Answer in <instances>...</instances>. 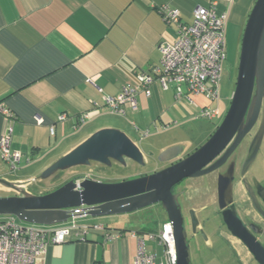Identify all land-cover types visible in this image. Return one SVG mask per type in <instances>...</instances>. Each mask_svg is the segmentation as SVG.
<instances>
[{
    "label": "crops",
    "instance_id": "crops-1",
    "mask_svg": "<svg viewBox=\"0 0 264 264\" xmlns=\"http://www.w3.org/2000/svg\"><path fill=\"white\" fill-rule=\"evenodd\" d=\"M254 1L0 0V105L12 114L8 119L0 114V135L10 128V149L21 153L14 172L0 160V177L30 183L103 128L123 131L140 149L144 165L157 161L149 173L168 163L158 160L164 150L181 146L180 155L190 151V143L176 139L171 128L184 118L183 101L199 111L209 105L203 96L176 99L172 87L154 82L149 94L137 93L136 109L123 116L110 112L103 97L135 87L140 70L160 66L158 42H174L176 34L158 6L178 9L181 21L190 23L196 6L216 2L217 10L227 14L226 33L228 24L244 26ZM84 113L88 118L83 122ZM60 115L65 119L58 120ZM166 124L170 127L163 129ZM114 217H77L76 224L87 226L86 232L50 244L43 264H132L138 236L148 252L161 246L147 238L148 232L155 233L151 225L131 227Z\"/></svg>",
    "mask_w": 264,
    "mask_h": 264
},
{
    "label": "water",
    "instance_id": "water-1",
    "mask_svg": "<svg viewBox=\"0 0 264 264\" xmlns=\"http://www.w3.org/2000/svg\"><path fill=\"white\" fill-rule=\"evenodd\" d=\"M254 127L257 130L241 162L240 176L253 164L264 135V0L254 1L243 26L229 107L208 139L192 153L160 170L132 179L102 182L77 177L44 194L27 191L24 185L29 182L0 177V185L14 192L0 196V215H12L24 224L56 226L66 224L82 212L91 217H104L160 204L172 226L176 264H190L177 195L171 189L185 178H197L221 168ZM181 150V146L170 147L159 154L158 160L177 159ZM125 160L139 165L145 163L138 146L123 131L103 128L48 165L38 178L45 180L59 171L89 166L91 162L110 166L112 161L124 164ZM234 165L230 162L225 172L218 174V207L222 209L223 222L231 235L242 242L258 264H264V243L255 236L260 229L243 225L232 204ZM255 191L264 207V188L259 186ZM260 212L264 217V210ZM192 221L194 229L193 217ZM201 234L206 239L203 231Z\"/></svg>",
    "mask_w": 264,
    "mask_h": 264
},
{
    "label": "built area",
    "instance_id": "built-area-1",
    "mask_svg": "<svg viewBox=\"0 0 264 264\" xmlns=\"http://www.w3.org/2000/svg\"><path fill=\"white\" fill-rule=\"evenodd\" d=\"M216 2L208 6H196L192 12V21L184 23L180 12L167 4L157 7L167 24L175 26L174 42L161 40L158 50L161 54L160 66L149 71L140 70L136 74L137 85L124 87L116 96L105 95L103 101L112 113L125 115L126 110H135L138 92L149 94V86L159 82L163 89L172 87L176 99L186 98L191 101V95L203 94L210 101H217L221 62L226 55L225 25L227 14L218 11ZM0 114L6 119L12 114L0 105ZM218 116V108L202 106L194 116L208 120ZM88 118L81 115V121ZM38 122L40 121L37 118ZM65 119L60 115L58 120ZM176 124V122L174 123ZM134 126V124H133ZM135 127V126H134ZM170 124L163 126L169 128ZM50 135L54 134V125L49 127ZM11 129L0 135V160L9 170L14 172L21 157L20 151L10 149ZM148 134V131H144ZM0 217V264H43L47 247L59 244L85 233L87 226L76 224L77 217L87 216L85 212L75 214L71 221L56 226H39L24 224L12 215ZM147 238L157 241L163 247V257L157 260V255L145 249L142 236H138L137 251L132 264H176L177 257L172 234L171 223L165 220L160 229L148 232Z\"/></svg>",
    "mask_w": 264,
    "mask_h": 264
},
{
    "label": "rangeland",
    "instance_id": "rangeland-1",
    "mask_svg": "<svg viewBox=\"0 0 264 264\" xmlns=\"http://www.w3.org/2000/svg\"><path fill=\"white\" fill-rule=\"evenodd\" d=\"M242 32L243 27H234L232 24H228L226 27L225 41L228 50L235 55L239 53ZM235 77V70L231 71L226 60H223L221 62L217 101H210L203 94H200V96H203L205 100H207L206 102H209V105L212 104L214 107H219L221 115L215 119H195L192 117V114L195 113V111L197 114L198 110L183 101L184 118L180 119L178 125L171 128L176 132V139L190 143V149L200 146L208 139L210 134L215 130V127L223 119L229 107L230 98L235 88ZM198 101L202 100L198 99ZM263 144L264 135L257 156L248 171V175L252 174L256 177H260L264 171ZM239 154H241V152ZM240 160L241 156L238 158V162ZM156 163L158 162H151L150 165L147 166L139 165L131 160H126L124 164L117 163L111 166H102L95 162H91L89 166H78L79 168L75 167L69 170L59 171L45 180L38 179L39 181H37V179H33L30 183H26L24 187L29 190L32 189L40 192L53 191L73 175H76V177L77 175L88 176L102 182H117L149 174ZM155 166L158 167L159 165L157 164ZM195 180V182L194 180H186L182 185H187L186 194L190 197V201L195 203V207L202 206L203 204L208 205V210L204 212V217L211 219L205 224L207 225L206 232L209 236V243L204 247L202 246L203 249L201 248L202 251L200 254L196 250L193 251V264H258L239 239L233 237L224 226H218L220 218L219 216H214L215 207L211 205L214 184H208L207 186L211 188L208 189L205 194H202L197 189L203 185L204 180H199V178ZM13 193L12 190L0 185V195L9 196ZM239 199L243 200V197L240 196ZM162 212L163 210L160 204H155L130 213L117 214L114 218L122 222H128L127 224L131 227H140L144 225V228L147 225H151L152 230L156 232L166 219ZM201 214H203V212H201ZM0 217L4 216L0 215ZM154 253L157 255V260L160 261L163 257V247L158 246ZM190 264H192V262Z\"/></svg>",
    "mask_w": 264,
    "mask_h": 264
},
{
    "label": "flooded vegetation",
    "instance_id": "flooded-vegetation-1",
    "mask_svg": "<svg viewBox=\"0 0 264 264\" xmlns=\"http://www.w3.org/2000/svg\"><path fill=\"white\" fill-rule=\"evenodd\" d=\"M238 56H239V53L237 55L232 53L230 50H228V47L226 44V55H225L224 61L226 60V63L229 66V69L231 71H234V70L235 72L237 71ZM256 130H257V127H254V129L244 137V139L241 141V143L238 145V147L234 150V152L230 155L226 163L221 168L211 173L197 177L199 178V180L202 179L204 181H203V185H201L200 187H198V189L197 188L196 189L202 194H205V192L211 188L210 186H207V185L214 184L213 185L214 186L213 199H212V202L211 201L210 202H211V205L215 207L214 216H219L220 218V223L218 224V226L219 227L224 226L226 228L223 222V219H222V209H219L218 207L217 177L219 173L225 172L229 163L233 161L235 164L234 165L235 168H234V175H233V181H232V204L234 205L236 215L242 221L243 225H245L246 227L249 228L250 225H254L258 227L260 231L259 233L255 234V236L260 242L264 243V217L262 216L260 212V209L264 210V207L262 206V203L255 191L256 188H259V186H262L264 188V171L260 177H256L252 174L248 175V171L251 167L247 170V172L243 176H240V173H239L241 162L243 158L245 157L248 145ZM198 147L199 146L194 147L193 149H190V151L185 152V154H182V155L179 154V157H177V159L168 161V163L164 167L170 165L171 163L177 161L180 158H184L188 154L192 153ZM240 152L241 154H239ZM240 156H241V160L238 162V158ZM117 163L118 162L112 161L111 165L117 164ZM102 166H106V165H102ZM76 168H79V167H76ZM77 177L90 178L88 176H82V175H77ZM77 177L76 175L75 176L73 175L66 181L72 178H77ZM197 178H185L181 180L180 182H178L177 184H175L171 189L172 193L177 195V203L180 209L183 227L186 233V243L190 251V257H191L190 263L192 262V264H193V257H192L193 251L196 250L200 254L203 249L202 246L204 247L209 243V236L206 232L207 225L205 224L206 222H209V220L211 219L208 217L207 218L204 217V212L208 210V205L203 204L202 206L195 207L194 206L195 203L191 202L189 199L190 197L186 194L187 185H182V183L186 182V180H194L195 182L196 181L195 179ZM38 179L37 181L41 180V179L39 180ZM94 180H98V179H94ZM124 180H127V179H124ZM246 183L248 184L247 186H246ZM248 187H250L251 190H249ZM240 196L243 197V200L239 199ZM228 206L229 204L226 205V207ZM201 212H203V214H201ZM192 217L195 219V222H196L194 229L192 226L193 225ZM201 231H203L204 234L206 235V239L203 238Z\"/></svg>",
    "mask_w": 264,
    "mask_h": 264
},
{
    "label": "bare ground",
    "instance_id": "bare-ground-1",
    "mask_svg": "<svg viewBox=\"0 0 264 264\" xmlns=\"http://www.w3.org/2000/svg\"><path fill=\"white\" fill-rule=\"evenodd\" d=\"M218 108V107H217ZM218 114H219V109H218ZM198 119V118H197Z\"/></svg>",
    "mask_w": 264,
    "mask_h": 264
}]
</instances>
